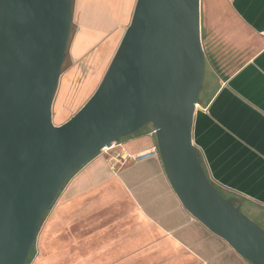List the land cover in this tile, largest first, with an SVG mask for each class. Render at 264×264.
Returning a JSON list of instances; mask_svg holds the SVG:
<instances>
[{"label": "water", "instance_id": "obj_1", "mask_svg": "<svg viewBox=\"0 0 264 264\" xmlns=\"http://www.w3.org/2000/svg\"><path fill=\"white\" fill-rule=\"evenodd\" d=\"M72 5L0 0V264H26L68 180L147 126L183 208L249 263L264 264V230L217 191L191 140L204 76L200 0H136L100 84L56 126Z\"/></svg>", "mask_w": 264, "mask_h": 264}, {"label": "crops", "instance_id": "obj_2", "mask_svg": "<svg viewBox=\"0 0 264 264\" xmlns=\"http://www.w3.org/2000/svg\"><path fill=\"white\" fill-rule=\"evenodd\" d=\"M135 1L74 0L78 30L71 58L78 61L97 47L86 58L97 65L82 83L79 98L93 94L101 67L112 59L130 23ZM200 16L204 66L214 77L195 107L192 144L204 174L232 205L264 211V0H200ZM73 75L72 69L64 76L65 86ZM153 147L156 140L148 129L80 169L62 192L60 209L111 181V190L126 198L111 212L136 216L139 222L137 228L110 237L109 247L101 210L86 208V219L78 223H96L98 229L79 236L84 241L74 247L66 242L71 232L64 233V255L94 257L79 264H251L183 208L159 154L140 161L129 158Z\"/></svg>", "mask_w": 264, "mask_h": 264}, {"label": "rangeland", "instance_id": "obj_3", "mask_svg": "<svg viewBox=\"0 0 264 264\" xmlns=\"http://www.w3.org/2000/svg\"><path fill=\"white\" fill-rule=\"evenodd\" d=\"M76 11L74 10V0L72 5V20H71V27H70V34L68 40V47L65 54V59L63 61L61 67V75L57 87V91L55 93L54 101L52 104V123L54 125H60L67 121L71 116H73L81 107L82 105L90 98V93L84 96L83 98H79V89L83 82L91 72L96 69V63L90 65L88 56L90 57L91 54L97 50V47L90 49V52L86 54L85 57L78 61H73L70 54V46L74 37L76 36V32L78 30L77 24L74 22L76 17ZM115 53V51H114ZM114 55V54H113ZM111 61V60H110ZM110 62L103 64L101 67V72L99 73V78L95 82L94 91L100 84L101 80L103 79L106 70L109 66ZM74 70V77L68 81V86L64 85V76L69 73L71 70ZM73 72V71H72ZM212 74L209 71V66L206 63L204 66V76L202 87L200 91L199 100L201 101L204 98V94L206 89L209 88L210 84H213ZM215 86V85H213ZM93 91V93H94ZM61 115V116H60ZM151 129L149 126L143 128L138 134L143 133ZM129 138V137H127ZM125 138V139H127ZM124 139L120 140L123 141ZM115 150H102L99 154H114ZM132 159V158H131ZM136 161V160H134ZM80 169L68 180V182L63 187L62 191L58 195L56 201L54 202L52 208L46 214L35 244L30 252L29 260L26 264H79L80 260H94L93 256L87 257H78V256H68L64 255V233L71 232V236L74 237L71 239H67L66 242L69 247H74L78 245L83 239H79V236H84L88 231L93 233L94 230L98 229V225L96 223L86 222L85 220L81 223H78L79 220L86 219V213L84 210L86 208H90L91 212H99L100 210V217L102 220V228L104 233V242L105 244H109L111 247L112 241L110 240L112 236H119V233H125L127 228L133 227V229L137 228L139 219L134 217H126L124 215H116L111 211L116 206V203L119 202L118 200L121 197L125 198V196L121 193L114 192L109 187L110 184H114L115 182L107 181L95 192L87 193L86 196L90 199H87L86 196H83L81 199H77L72 204L66 205L65 208L60 209L62 205L60 204V199L62 197V192L67 187L69 183H71L74 177ZM220 193V192H219ZM229 203L231 201L223 194L220 193ZM96 195V197L94 196ZM119 197V198H118ZM87 199V201H85ZM126 199V198H125ZM241 212L248 217L251 221L257 224L261 229L264 230V211L260 209H244L240 208ZM247 212L252 213V217L247 214ZM89 215V214H87ZM129 223H128V221ZM117 236V237H118Z\"/></svg>", "mask_w": 264, "mask_h": 264}, {"label": "built area", "instance_id": "obj_4", "mask_svg": "<svg viewBox=\"0 0 264 264\" xmlns=\"http://www.w3.org/2000/svg\"><path fill=\"white\" fill-rule=\"evenodd\" d=\"M152 134H153V131H152ZM108 149H110V148H107V149H104V150L107 151ZM156 156H158V150H157L156 147H153L149 151L140 153V154L136 155L135 157H129V158H132L133 160H136V161H140V160H145V159H148V158H151V157H156Z\"/></svg>", "mask_w": 264, "mask_h": 264}, {"label": "bare ground", "instance_id": "obj_5", "mask_svg": "<svg viewBox=\"0 0 264 264\" xmlns=\"http://www.w3.org/2000/svg\"><path fill=\"white\" fill-rule=\"evenodd\" d=\"M105 149H107V148H105Z\"/></svg>", "mask_w": 264, "mask_h": 264}, {"label": "trees", "instance_id": "obj_6", "mask_svg": "<svg viewBox=\"0 0 264 264\" xmlns=\"http://www.w3.org/2000/svg\"><path fill=\"white\" fill-rule=\"evenodd\" d=\"M29 260V259H28ZM28 262V261H27Z\"/></svg>", "mask_w": 264, "mask_h": 264}]
</instances>
